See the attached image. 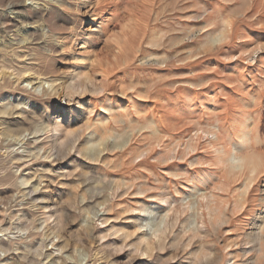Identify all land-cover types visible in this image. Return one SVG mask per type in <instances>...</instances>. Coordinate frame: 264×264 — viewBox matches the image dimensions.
Segmentation results:
<instances>
[{
  "label": "rangeland",
  "instance_id": "374dc122",
  "mask_svg": "<svg viewBox=\"0 0 264 264\" xmlns=\"http://www.w3.org/2000/svg\"><path fill=\"white\" fill-rule=\"evenodd\" d=\"M0 224V264H264V0H0Z\"/></svg>",
  "mask_w": 264,
  "mask_h": 264
},
{
  "label": "bare ground",
  "instance_id": "6f19581e",
  "mask_svg": "<svg viewBox=\"0 0 264 264\" xmlns=\"http://www.w3.org/2000/svg\"><path fill=\"white\" fill-rule=\"evenodd\" d=\"M17 5H18V3H14V4H13L14 7L17 6ZM73 74H74V73H73ZM76 79H77V78H76ZM73 83H74V82H73ZM71 84H72V83H71ZM74 84H75V83H74ZM70 88L73 89V88H74V85L72 84V85L70 86ZM75 89H76V88H75ZM69 91H70V90H69ZM71 91H72V90H71ZM100 91H101V90H100ZM58 123H59V122H58ZM53 125H54V124H53ZM57 130H58V128H57V127H54V130H53V131H57ZM46 137H47V136H46ZM24 183H25V182H24ZM47 218H48V217H47ZM47 218H45L44 221H46ZM0 225H1V224H0ZM9 225H10V224H9ZM9 225H8V226H9ZM2 226H3V225H2ZM20 227H21V226H20ZM24 227H25V226H24ZM157 238H158V237H157ZM159 238H160V237H159ZM159 238H158V239H159ZM3 243L5 244V242H3ZM3 243L0 244V250H1V251H5V249H4L5 246H4ZM7 249H8V248H7ZM36 252H37V251H36ZM34 254H35V252H34ZM38 255H40V254H38Z\"/></svg>",
  "mask_w": 264,
  "mask_h": 264
}]
</instances>
